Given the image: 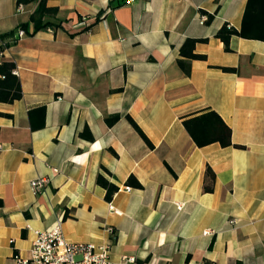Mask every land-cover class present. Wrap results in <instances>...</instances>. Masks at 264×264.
I'll list each match as a JSON object with an SVG mask.
<instances>
[{
	"label": "crops",
	"instance_id": "1",
	"mask_svg": "<svg viewBox=\"0 0 264 264\" xmlns=\"http://www.w3.org/2000/svg\"><path fill=\"white\" fill-rule=\"evenodd\" d=\"M110 1L46 0L60 27L17 37L37 0H0V35L14 31L0 60L22 93L0 102V264L56 222L69 242L108 244L111 264H264V41L232 36L225 51L215 37L240 28L247 0ZM187 38L205 39L193 50L203 59L181 56ZM40 105L44 124L31 129ZM207 110L231 145L198 147L185 130ZM99 173L118 187L109 201ZM38 177L48 181L35 193Z\"/></svg>",
	"mask_w": 264,
	"mask_h": 264
},
{
	"label": "trees",
	"instance_id": "2",
	"mask_svg": "<svg viewBox=\"0 0 264 264\" xmlns=\"http://www.w3.org/2000/svg\"><path fill=\"white\" fill-rule=\"evenodd\" d=\"M34 0H17L19 3H28ZM127 0H111L109 8L113 9L124 4ZM58 9L46 5V0H37V6L29 15L26 22L20 23L18 29H22L25 34L31 35L39 30L56 29L60 27V22L56 20ZM213 15L208 14L206 22L212 19ZM100 19V14L96 17V21ZM14 31H9L0 35L2 45L0 49L9 46L13 41ZM232 36H238L247 39H256L264 41V0H247L242 15L241 26L239 29L229 26L227 23L216 31L215 37L219 38L224 44V50L230 51L229 42ZM198 41L205 39L187 38L180 48V54L186 59H203L204 56L194 53V46ZM178 66L186 73H189V64L183 58L177 60ZM15 64L11 61L0 60V102L11 103L21 98V88L19 79L14 73ZM224 71H233V68L223 67ZM44 105L36 106L28 110V117L31 129H39L44 124ZM35 118V119H34ZM38 120L36 121V119ZM119 118L115 114L106 118L107 125H113ZM140 136L149 144V140L144 133L138 128L135 122L127 117ZM183 126L198 147L218 142L222 147L231 145L230 128L221 120V118L212 110H207L199 115H195L183 120ZM213 178L210 168L205 172V180L203 184L204 191L212 189L211 179ZM96 183L105 189L104 198L109 201L118 187L108 181L102 174L96 177ZM130 187L140 188L141 184L137 179L130 175L125 181ZM0 200V205H1Z\"/></svg>",
	"mask_w": 264,
	"mask_h": 264
},
{
	"label": "built area",
	"instance_id": "3",
	"mask_svg": "<svg viewBox=\"0 0 264 264\" xmlns=\"http://www.w3.org/2000/svg\"><path fill=\"white\" fill-rule=\"evenodd\" d=\"M17 11H23V6L18 4ZM25 33L22 29L17 30V37ZM3 145L0 142V150ZM46 177H38L30 181V187L33 192H39L47 183ZM126 189H129L126 187ZM109 208L118 213L117 210L109 204ZM110 234L114 230L107 228ZM108 244H93L89 242H69L62 233L61 223L56 222L52 227L40 230L35 233L31 242L28 254L25 257L16 256L13 264H111L109 259ZM130 263L134 262L133 257H127ZM143 264H152L146 262ZM215 264V263H210Z\"/></svg>",
	"mask_w": 264,
	"mask_h": 264
}]
</instances>
